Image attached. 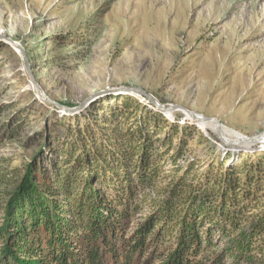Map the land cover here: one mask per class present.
<instances>
[{
	"label": "rangeland",
	"instance_id": "rangeland-1",
	"mask_svg": "<svg viewBox=\"0 0 264 264\" xmlns=\"http://www.w3.org/2000/svg\"><path fill=\"white\" fill-rule=\"evenodd\" d=\"M3 37L24 49L33 77L59 105L140 87L164 105L216 117L230 138L264 128V0H0V222L24 166L48 163L69 127L93 121L124 96L150 107L118 92L64 112L42 99L20 51ZM177 115L176 122L195 125L211 142L200 144L196 136L185 157L204 163L264 149L227 146L212 124L200 127L181 111L165 116ZM226 264H264V252Z\"/></svg>",
	"mask_w": 264,
	"mask_h": 264
},
{
	"label": "trees",
	"instance_id": "trees-1",
	"mask_svg": "<svg viewBox=\"0 0 264 264\" xmlns=\"http://www.w3.org/2000/svg\"><path fill=\"white\" fill-rule=\"evenodd\" d=\"M100 112L69 127L48 163L24 166L2 207L0 264H226L264 252V149L202 163L187 148L211 142L178 115L132 96Z\"/></svg>",
	"mask_w": 264,
	"mask_h": 264
},
{
	"label": "water",
	"instance_id": "water-1",
	"mask_svg": "<svg viewBox=\"0 0 264 264\" xmlns=\"http://www.w3.org/2000/svg\"><path fill=\"white\" fill-rule=\"evenodd\" d=\"M3 38L6 39L7 41H9L12 46H14L16 49H18L20 51L19 53L22 55L23 66H24L27 74L29 75L30 80L32 81V83L34 84L36 89L39 91L42 99L48 103H52L54 105L59 106L64 112L71 113V112L80 111V110L84 109L93 99H95L96 97H99L101 95H104V94H108V93L114 94V93H118V92L119 93H128V94H131L134 96L141 97L142 99H144L145 101L150 103V105L153 108L161 111L165 115L166 114L171 115V113H173L174 111H181L187 118L191 119L196 124H200V123L205 124V125L208 123L212 124L214 131L217 134L218 138L227 146H231L234 148L235 147L240 148L242 144H246V143L247 144H257L258 143V144L264 145V128L257 135L237 136L235 138H230L226 134L222 125L220 124L219 120L216 117L198 114V113L194 112L193 110L188 109V108L181 106V105H178V104L164 105V104L160 103L154 97V95H152L151 93H149L148 91H146L145 89L140 88V87H120V88L100 90V91L91 93L90 95L86 96L80 103H78L74 107H65V106L59 105L47 97L45 91L42 89L40 84L33 77L32 73L30 72V65L28 63L24 49L21 46H19L18 44H16L15 42H13L12 40H10L9 38H7V37H3ZM256 149H259V148L255 147V150Z\"/></svg>",
	"mask_w": 264,
	"mask_h": 264
},
{
	"label": "bare ground",
	"instance_id": "bare-ground-1",
	"mask_svg": "<svg viewBox=\"0 0 264 264\" xmlns=\"http://www.w3.org/2000/svg\"><path fill=\"white\" fill-rule=\"evenodd\" d=\"M200 127H202V126H205V124H202V123H200V124H198Z\"/></svg>",
	"mask_w": 264,
	"mask_h": 264
}]
</instances>
